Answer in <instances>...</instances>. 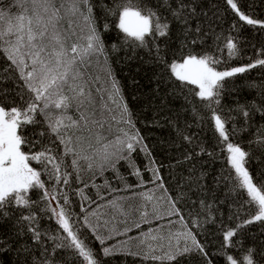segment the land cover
I'll use <instances>...</instances> for the list:
<instances>
[{
    "label": "snow or ice",
    "instance_id": "1",
    "mask_svg": "<svg viewBox=\"0 0 264 264\" xmlns=\"http://www.w3.org/2000/svg\"><path fill=\"white\" fill-rule=\"evenodd\" d=\"M196 3L197 0H108L105 8L106 17L113 18L112 26L123 34L129 48L144 50L163 78L172 82L174 90L187 88L204 102L201 107L211 113L221 150L226 151L235 172L231 177L236 181L234 187L247 197L240 207L247 205L255 209L235 228L223 226L219 256L224 257V264H256L254 256L262 253H257L254 247H246L238 232L253 223L264 226V182H254L245 166L250 153L230 141L227 121L217 114L214 105L219 104V90L226 78L264 66V58L247 66L218 71L215 65L220 63V58L216 52L223 49L216 45L218 36L208 43L210 29L194 23L199 19ZM226 4L240 21L264 28V21L250 18L241 11L236 0H226ZM103 28L108 30L109 24L105 22ZM214 47L216 51L212 50ZM225 47L229 57L237 55L233 38L227 39ZM104 54L92 0H9L8 4L0 0V59L5 61L0 67V220L19 212L16 223L27 222L32 240L40 246L41 258L34 264H57L61 252L72 255V264H104L102 257L117 252L160 261V264H170L178 257L194 253L203 258L204 264H212L204 244L185 222L181 209L176 207L177 199L171 194L167 201L171 207L165 211L169 217H178L184 231L177 233L169 228L163 234L145 233L137 242L140 250L136 252L127 247L126 242L119 249L107 244L113 233L118 232L113 224L117 216L112 213L125 217L123 223H127V217L138 211L147 223V206L153 201V195L144 194L145 204L139 208L112 200L107 205L108 213L92 212L95 223L87 215L82 223L79 217L72 215L67 194L62 196V205L57 202L59 206L52 207L58 186L68 185L69 177L83 183L81 174L86 171L92 175L105 171L118 175V165L124 162L132 174L142 180L132 155L138 149L148 158L146 170L152 172V182H159L157 186L163 187L159 168L154 166L148 146L135 130L126 104L119 105L120 123L127 124L128 130L112 131L116 116L109 101L118 105V100H123L118 82L112 78L111 92L104 90L105 94L91 87L92 82L99 79L91 72L93 60ZM9 81L10 85L5 87ZM257 111L264 115V107ZM242 115L248 117L249 113L242 111ZM29 125L33 127L29 129ZM37 125L40 127L36 128ZM256 137L257 148L264 150V128L257 130ZM183 140L186 142L183 161L178 163L191 162L190 167L194 169L201 153L212 155L192 136L183 135ZM191 187L189 184V190ZM80 194L84 200H89L82 190ZM199 204L211 207L203 200ZM80 207L87 212L83 205ZM159 211L153 205L154 217ZM41 212L51 213L48 218L54 217L59 230L66 235L42 231L40 219L43 217L37 215ZM101 215L107 216L103 223ZM191 223L199 226L196 221ZM140 226L136 224L137 228ZM101 228L107 235L98 231ZM81 229L92 232L99 242V253L90 242H85L87 232L82 236ZM129 230L125 228L120 234L126 235ZM181 236L184 243H174ZM45 237L53 242L52 248L46 246ZM53 256L56 259H52ZM63 264H68L67 260Z\"/></svg>",
    "mask_w": 264,
    "mask_h": 264
},
{
    "label": "trees",
    "instance_id": "2",
    "mask_svg": "<svg viewBox=\"0 0 264 264\" xmlns=\"http://www.w3.org/2000/svg\"><path fill=\"white\" fill-rule=\"evenodd\" d=\"M236 2L241 11L250 18L264 21V0H236ZM3 3L8 4L9 0H3ZM92 3L105 54L93 60L91 72L99 79L94 80L91 87L93 90L99 88L101 94H105L104 90L111 92L112 78L118 82L121 89L119 95L123 96V100H118V105H112L109 101V106L116 116V120L112 122V131L115 133L118 129L128 130L127 124L120 123L119 105L126 104L131 112L135 130H138L139 135L143 137V143L148 146L151 159L155 161L154 166L159 168L163 187L157 186L159 182H152V172L146 170L148 158L138 149L132 155L141 171L142 180L132 174L124 162L118 165V175H114L112 171L97 175L86 171L81 174L83 183L73 181L72 177H69L68 185L58 186L52 207H58L57 202L62 205V196L67 194L71 201L72 215L79 217L81 223L87 215L88 219L95 223L92 212L108 213L107 205L112 200H117L125 206L132 205L134 208H139L145 204L144 194L153 195V201L147 206L149 213L147 223L141 219L138 211L132 212L127 217V223H123L125 217L112 213L117 216L113 224L118 228V232L113 233L107 244L119 249L124 247L126 242L127 247L136 252L140 250L137 242L145 233L163 234L169 228L177 233L184 231L178 217H169L165 211L171 207L167 203L171 194L172 197H176V207L181 209L185 222L193 233L197 234V240L204 244L212 264H224V257L219 256L223 226L235 228L237 224L252 215L255 209L247 205L240 207L247 197L234 187L236 181L231 177L235 176V172L227 160L226 151L221 150L222 145L219 144L214 121L210 119L211 113L201 107L204 102L199 101L187 88L174 90L172 82L163 78L144 50L133 51L125 44L123 34L112 26L113 18L106 17L105 6L108 0H92ZM196 7L199 19L194 23L198 22L205 29H210L208 43L211 44L217 36L219 37L216 45L223 51L216 52L220 58V63L215 65L218 71L247 66L258 58H264V52L261 51L264 49V28L258 25L253 27L240 21L226 4V0H197ZM105 22L109 24L108 30L103 28ZM229 37L237 44L238 53L234 57L228 56V49L225 47ZM212 50L216 51V48ZM4 63L5 61L0 59V67ZM109 72L111 76L108 75ZM222 83L223 87L219 90V104L214 105L216 112L227 121L230 141L250 153L245 166L253 176L254 182H264V150L258 149L254 143L257 139V130L264 128V115L257 111L264 107V66H257L226 78ZM9 85L10 81L4 84L5 87ZM100 103L103 104L104 101ZM242 111H247L249 116L244 117ZM106 115L111 116L112 113ZM32 127L29 125V129ZM232 130H235L234 135ZM183 135H190L194 141L202 142L206 151L212 153V155L201 153L195 160L194 169L190 167L191 162L178 163L183 161L186 147ZM189 184L192 186L191 190ZM81 190L89 200L82 198ZM200 200L211 207L200 205ZM193 201L196 203L194 204ZM81 205L87 209L86 213L81 210ZM153 205L160 209L159 215L155 217L152 215ZM37 215L43 217L40 219L42 231L51 235L58 233L66 235L59 230L54 217L51 220L48 218L51 213L41 212ZM18 216L19 212H16L11 218L0 220V264H34L41 258L40 246L32 240V234L26 227L27 222L16 223ZM161 216L163 218H160ZM106 218L107 216L101 215L100 222L103 223ZM192 221H196L199 226L191 223ZM136 224H140V228H137ZM111 226L110 224L109 227ZM125 228L130 230L126 235L120 234ZM98 231L107 235L103 228ZM85 232H87L85 242H90V246L99 253V242L95 240L91 231L81 229L82 236ZM238 236H242L246 247H254L257 253H262L260 256H254V261L256 264H264V226L253 223L240 229ZM176 242L184 243L183 237L181 236L179 241H174ZM188 243L190 244L191 241ZM45 244L48 248L53 247V242L47 237ZM237 251L242 253V250ZM60 255L61 259L57 264H63L64 260L72 264L71 254L61 252ZM52 259L56 257L53 256ZM102 259L104 264H160V261L143 260L140 256L121 252ZM181 262L204 264L203 258L194 253L178 257L170 264H181Z\"/></svg>",
    "mask_w": 264,
    "mask_h": 264
}]
</instances>
